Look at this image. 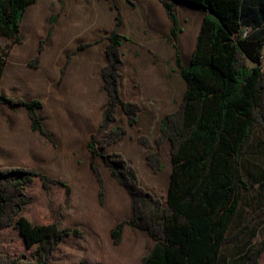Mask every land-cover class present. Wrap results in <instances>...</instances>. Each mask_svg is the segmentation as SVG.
<instances>
[{
	"label": "trees",
	"instance_id": "1",
	"mask_svg": "<svg viewBox=\"0 0 264 264\" xmlns=\"http://www.w3.org/2000/svg\"><path fill=\"white\" fill-rule=\"evenodd\" d=\"M36 0H0V37L7 43L0 50V108L16 110L23 106L34 131L51 139L40 115L44 103L38 98L25 100L6 96L1 90L7 59L14 45L22 43L21 24L28 5ZM172 22L176 40L180 30L175 4L159 0ZM205 10L189 66H184L179 52L177 65L186 83L179 107L162 117L160 134L152 149L148 138L139 141L151 149L147 163L155 172L163 168L160 146L170 143L171 171L165 197L146 189L135 167L120 152L105 148L127 134L117 125V110L125 114L129 127L138 122L141 107L125 101L120 92L123 65L120 33L122 13L113 2L115 25L101 39L108 41L106 64L102 68L103 89L107 103L102 121L88 141L91 169L99 183L100 202L104 203L105 182L96 164L101 159L112 177L125 189L130 199V214L111 230L116 244L124 228L144 231L154 240L139 264H226L222 259L226 244L242 239L252 220L232 231L243 193L251 185L243 170V158L255 128L264 131V0H186ZM80 44L77 50L95 43ZM43 50L30 62L37 67ZM75 52L69 53L62 73ZM36 178L44 188L49 184L69 187L61 179L51 178L26 167L0 168V229L13 227L23 239L28 252L0 253V264H50L58 245L78 229L63 227L60 221L36 223L23 214L34 202L28 192ZM264 214L261 208L257 215ZM264 236L240 259L241 264H260Z\"/></svg>",
	"mask_w": 264,
	"mask_h": 264
},
{
	"label": "crops",
	"instance_id": "2",
	"mask_svg": "<svg viewBox=\"0 0 264 264\" xmlns=\"http://www.w3.org/2000/svg\"><path fill=\"white\" fill-rule=\"evenodd\" d=\"M171 1L175 4L180 28L176 40L171 32L172 22L159 0H125V5L122 3L123 24L120 32L125 38L122 40L120 47L123 57L120 92L124 100L135 101L141 106L137 126L145 125L148 127L147 129H150L149 127L155 122L156 118H159L161 124L162 117L175 111L182 102L186 91V83L180 75V69L177 65V53L180 54L182 64L186 67L189 66L205 16L204 8L199 5L186 0ZM85 5L84 0H76L75 3L71 4L67 3L66 0H62V2L58 0H36L28 5L23 21L28 15L31 16L30 13L39 14L56 10L60 12L58 20L56 18L57 14L51 16V22L57 20L56 26L47 34V36L53 38L56 44L62 46L66 38L74 35L91 37L88 41H92L101 37L105 29L114 27L115 13L112 20L111 18L103 20L96 7ZM81 14L84 20L79 19ZM107 43V40L100 41L77 55L78 57L73 60L64 77L66 84L60 91L53 90L52 83L47 84L44 79L28 83L23 82V78L13 80L11 86L13 90L10 91V96L22 97L25 95L27 99L40 98L44 101L45 104L39 110V115L52 139L46 138L32 129L31 119L25 107L21 106L13 110L2 106L0 112H4L7 117L21 113L22 122L18 123V119H15L14 124L10 125L7 121L0 119V167L18 166L38 169L44 173L46 172L44 170L50 173L59 172L61 165L75 164L78 149L83 151L85 158H87L86 162H91L88 141L92 132L96 130L102 121L100 111L95 116L93 115V101L96 96L103 93L104 103L100 104L101 111L107 103L102 79V68L106 63L105 50ZM78 44L76 43L73 48ZM47 51L50 52L51 50H44L42 67L51 65L55 68L59 67L63 62L62 54H60L62 58L58 57L55 60L56 51L50 54H47ZM24 55V53L20 54L21 57ZM76 67L79 69L77 72L75 71ZM5 71L6 67L4 73ZM92 79L97 84L96 88L92 85ZM42 89L45 90L46 94L53 95L56 105L58 100L59 102H70L69 105L62 103L60 105L62 110H51L55 125L48 124L45 119L46 97ZM78 101H84L85 103L81 106L77 104ZM64 107L67 111L70 109L71 116L61 115ZM117 112L118 120L119 114L121 115L122 123L120 124L127 126V118L123 111L118 109ZM55 113H58V115H55ZM124 139L107 146L104 151L108 153L121 152L130 162L124 151L119 148ZM96 162L106 181L115 190L125 191L114 178V180L111 178L112 175L103 161L97 159ZM168 183L169 181L165 193L159 197L166 196ZM148 190L158 196L151 189ZM93 219V233L96 237L87 231L84 236L92 235V241L82 240V246L77 250L74 244L79 243L78 240L74 236L67 235L57 247L50 264H101L99 258L94 257L95 248L100 251L102 242L108 244L112 241L111 230L116 224L103 225L98 217L93 216ZM65 224L71 225L66 222ZM128 229L131 228L126 226L124 232L126 233ZM150 240L152 241L151 249L155 242L152 238ZM67 242L73 245H67ZM116 264H124V258L121 257L120 260L117 258Z\"/></svg>",
	"mask_w": 264,
	"mask_h": 264
},
{
	"label": "rangeland",
	"instance_id": "3",
	"mask_svg": "<svg viewBox=\"0 0 264 264\" xmlns=\"http://www.w3.org/2000/svg\"><path fill=\"white\" fill-rule=\"evenodd\" d=\"M58 1L62 2V0ZM84 1L86 3L85 6H92L94 8L96 7L97 11L100 12L101 18L103 20H109L110 18L112 20L114 18L115 11L111 9V5L113 2L118 5L121 13L123 11L122 3L124 5L126 3L125 0ZM66 2L71 4L75 3L76 0H66ZM55 11H48L45 13L41 12L39 14H35V12L34 14L30 13L31 16L28 15L27 18L22 22V30L20 31L22 43L16 44L12 48L7 59L6 71L2 77L1 89L6 96H10L9 93L13 90L11 88L12 83L14 82L13 80L22 78L24 79L23 82L26 83L44 79L47 84L52 83L51 87L53 90H62L63 86L66 84V81L64 82V77L73 60L78 57L77 55H80L79 53L81 51L96 45L100 41L106 40L101 38L105 35L106 30H111L105 29L101 37L92 41H88V39H91V37L89 38L80 35H74L73 37L66 38L67 40L65 39L63 45L59 46L53 41L52 37L47 36L48 32L56 26V22L60 15V12ZM93 13H95V11H93ZM55 15L57 18L56 22H51V16ZM83 18L84 17L82 14L79 15V19ZM83 20L82 22H84ZM97 40L98 42L94 45L83 50H77V47L80 44L94 42ZM40 41H43V50L41 52L37 67H33L32 65H30V62L34 60L38 55ZM6 43L7 39L0 37V50H2V47ZM76 43L79 44L75 48H73ZM47 49L51 50L50 52L47 51V54L56 51L55 60L58 57L62 58L60 56V54H62L63 62L61 61L62 64L59 67L55 68L52 65L49 67H42L44 50L46 51ZM72 52L75 53L72 56L70 63L67 65L65 72L62 73V68L65 65L67 55ZM21 53H24L25 55L21 57ZM75 71H79L78 67H76ZM92 85L95 88L97 87L94 79H92ZM48 88L49 85L46 88L47 91ZM42 92H44V96L46 97L45 119L48 124L55 125L51 110H62V106L60 105L66 102H59L58 100L56 105L54 103L52 94L48 92V94H46L44 89H42ZM102 95L96 96L93 101L94 105L92 106V112L94 116L96 113H99V111L102 116L100 107V104L104 103V96ZM11 97L31 100L27 99L25 95H23L22 97H14L11 95ZM42 102L44 103L43 100ZM87 102L89 103V101ZM84 103V101L77 102V104L81 106H83ZM66 104L69 105L70 102ZM70 113V109H68L67 111L66 107H64L61 115L64 114L71 116ZM55 115H58V113H55ZM116 115V124L121 125V115L119 114V120L118 112L116 113ZM0 119H2L3 121H7L10 125L14 124L15 119H18V123H21L22 114L19 113L7 117L4 112H0ZM123 127L127 128V134L124 137L125 139L122 138L124 139V141L122 145L120 144L121 147L119 146V148L124 151L126 156L130 159L131 164L137 170L140 183L147 189H151L152 191H154L158 196H161L163 193H165L171 171L170 143L168 141H165L160 146L159 154L161 157L163 168L160 171L155 172L148 165L146 159V156L151 149L147 148L139 141V138L141 136H144L148 138V140L152 143V149H157L154 140L160 134L159 118H156L155 122L149 127L150 129H147L148 127H146L145 125L137 126V124L134 127H129L128 122L127 126ZM95 131H93L92 133H94ZM82 153L83 151L78 149L77 156L75 157V164H65L66 166L61 165L59 172L57 171L50 173L49 171L47 172V170H44L46 171L44 173L38 169L30 168L51 178L61 179L69 187V193L66 192V187L58 184H49L47 188H44L41 179L36 178L28 188V192L34 196L35 200L32 204L27 205L23 210V214L36 223L44 224L53 221H60L63 227L78 229L81 232L80 235H76L74 233L69 234L70 236H74V238L78 240L79 243L76 244L77 246L74 244V247L77 250H79V247L82 246V240L86 241L87 239V241H92L91 239L93 238V236L96 237L93 233V216L98 217L103 225H117V222L119 223L121 220L127 219L129 217L130 211L129 197L127 192L115 190V188H113V186L106 181L104 174L102 173L100 167L96 162L105 182L104 203L102 204L100 202L99 183L93 170L91 169V162L87 163V158H85L84 153ZM243 170L246 179L249 181L251 187L249 190L243 193L240 209L234 221L232 231L243 224H247L250 220H252V222L246 229L241 240L235 243L226 244L224 246L222 259L226 264H241L240 259L245 251L248 248H251L259 239L264 236V214L257 215V212L261 208H264V131L260 126H257L255 128L254 135L245 151L243 158ZM111 178L113 179L112 176ZM65 222L70 223L71 225L65 224ZM87 231L91 232L93 236L89 234L87 237H85L84 235H86ZM101 244L102 248L100 251L95 248L94 256L97 259L99 258L101 264H116L117 258H119L120 260L121 257L124 258V264H139L142 256L150 251L152 241L144 231H135L133 229H128L126 233H123V238L120 243L116 244L112 238V241L108 244H104V242H102ZM67 245L73 244L67 242ZM20 252H28V249L26 248L23 239L19 236L17 231L13 227L0 229V253ZM260 264H264V253L260 257Z\"/></svg>",
	"mask_w": 264,
	"mask_h": 264
},
{
	"label": "built area",
	"instance_id": "4",
	"mask_svg": "<svg viewBox=\"0 0 264 264\" xmlns=\"http://www.w3.org/2000/svg\"><path fill=\"white\" fill-rule=\"evenodd\" d=\"M263 54H264V51H263ZM263 65H264V55H263Z\"/></svg>",
	"mask_w": 264,
	"mask_h": 264
}]
</instances>
